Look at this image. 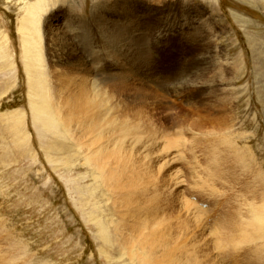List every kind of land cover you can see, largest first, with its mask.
<instances>
[{
  "label": "rangeland",
  "instance_id": "rangeland-1",
  "mask_svg": "<svg viewBox=\"0 0 264 264\" xmlns=\"http://www.w3.org/2000/svg\"><path fill=\"white\" fill-rule=\"evenodd\" d=\"M35 1L0 0V264H136L86 154L63 123L49 124L45 93L67 67L50 52L52 31L89 68L91 96L139 129L124 150L143 175L141 225L161 223L172 243L181 222L203 264H264L263 243L257 256L235 239L217 244L230 212L264 205V0H47L33 32L39 65L19 32Z\"/></svg>",
  "mask_w": 264,
  "mask_h": 264
},
{
  "label": "bare ground",
  "instance_id": "bare-ground-1",
  "mask_svg": "<svg viewBox=\"0 0 264 264\" xmlns=\"http://www.w3.org/2000/svg\"><path fill=\"white\" fill-rule=\"evenodd\" d=\"M47 4V0H36L33 3H26L25 6H22L24 15L21 17L19 32L24 39L23 53L34 65L35 63H38V65L41 62L43 63V57L41 55L38 57L32 55L31 50L33 49V32L35 30L40 31L39 21L41 19L39 20V18L43 12L48 10V8L46 9ZM51 4L50 6H53L54 2ZM51 34L54 38L51 46L54 45V48L52 47V51L50 52L54 53L55 50L54 58L60 60L64 59L66 61L64 65H67V67L64 71H60L59 68L56 69L58 74L55 75L54 81L57 87L54 93L55 96H48V93H45V103L52 107L51 111L55 115L52 118L53 122L50 121L49 124L53 126H57L60 123L64 124V129H66L76 142L79 149L86 154L87 163L93 166L96 177L101 179L103 185L107 189L109 199L112 201L119 219V221L117 220L119 224L116 225L114 229L118 235L117 239H119L118 241L120 242L119 247H121L122 255L127 256L131 262L136 264H203L198 256V249H200L198 244H200V241H195V243H191L192 241L189 242L188 238L191 231L188 234L187 228L183 227L184 225L182 226L181 222H177V231H179L177 232L179 233V235L177 234L179 236L178 242L173 239L174 236H170L172 238V243L170 240L167 241V239H162L159 235L161 233H156L159 226V229H161V223L159 224L158 222L159 225L156 224L154 227L152 223L149 222L151 223L149 225L153 226L150 231L144 228L143 223V225H141L140 214H143V210L146 207L145 203L140 202V198L143 199V192L139 190V185L142 182L143 175L141 174L140 168L134 165L137 158L135 160L133 159L130 152L128 153L129 149L127 152L124 150L128 137L132 134H136V130L139 129L136 128L137 126H134V124L130 125L122 121L120 124L116 123V119L110 114V108H106L105 104L99 102L100 100L97 101L96 97L91 96V91L88 89V85L85 81V76L89 72V68L82 62L79 53L71 47L72 45L70 46L66 42L67 40H65L64 34L54 31H52ZM68 51L69 53L67 56L66 53ZM77 65L83 68L80 67V69H78L76 68ZM54 66L58 67V65ZM41 69H45L44 66ZM39 73H41L40 70ZM39 78L42 84V77L39 76ZM117 124L119 126H116ZM134 136L135 135H133V137ZM251 160L250 162H252ZM258 174L262 195L264 196V171L259 169ZM263 201L261 202L264 203ZM186 202L185 204H187ZM250 205L246 215H240L242 212L239 211L237 213L235 211V214L230 212L229 221L225 220L223 222L224 225L228 227L229 233L228 235L221 234V232L218 233L217 244L220 249L222 247L224 248L226 244L231 243V241L235 239L233 241L235 243L237 241L240 244L247 243L249 251L251 252L252 250L255 256L260 253L262 249H257V247L261 246L260 243L264 244V205L262 206L257 203L255 206L253 201ZM149 207L150 206H148V208ZM242 207L244 206L242 205ZM238 215H240V218H238ZM178 218L184 219L185 223L187 222L182 212H179ZM120 224L124 227L126 232L122 230L123 227L122 229L120 228ZM147 224L148 222L146 225ZM170 224H168L165 229L164 236L168 235V232H171L173 227ZM132 232L136 233V239L128 237V234L130 233L129 235H131ZM239 243L238 246H240ZM251 262H253L252 259Z\"/></svg>",
  "mask_w": 264,
  "mask_h": 264
}]
</instances>
